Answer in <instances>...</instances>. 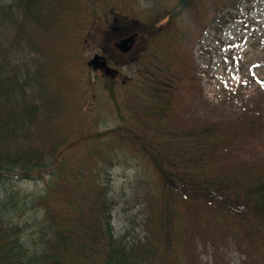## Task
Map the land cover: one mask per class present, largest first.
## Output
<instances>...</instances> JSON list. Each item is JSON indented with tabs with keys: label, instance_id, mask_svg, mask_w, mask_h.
Masks as SVG:
<instances>
[{
	"label": "trees",
	"instance_id": "trees-1",
	"mask_svg": "<svg viewBox=\"0 0 264 264\" xmlns=\"http://www.w3.org/2000/svg\"><path fill=\"white\" fill-rule=\"evenodd\" d=\"M136 1L11 0L0 5V264H182L195 235L207 237L210 230L264 251V162L237 161L225 151L235 144L219 122H183L170 89L174 85L167 82L178 60L170 44L179 35L172 29L173 18L198 0H178L170 10L147 14L143 25L151 30L152 43L164 40L132 58L137 82L131 77L124 86L130 87L126 114L118 103L117 81L106 78L122 124L105 131L80 130L84 136L75 140L46 136L61 106L49 93L41 66L33 72L28 65L31 53L41 54L35 43L39 31L50 32L57 14L63 16V31L68 29L66 38L73 30L78 36L104 24L102 38L111 46L102 48L111 60L116 53L112 44L126 28L116 16L109 24L107 13L123 8L137 16ZM209 1L217 8L215 21L225 0ZM177 82L180 86V78ZM124 150L148 164L156 183L145 180L141 201L147 212L135 229L117 234L111 170ZM16 177L42 181L45 191L3 188ZM26 210L38 214L31 245L25 226L14 220L15 213Z\"/></svg>",
	"mask_w": 264,
	"mask_h": 264
},
{
	"label": "rangeland",
	"instance_id": "rangeland-1",
	"mask_svg": "<svg viewBox=\"0 0 264 264\" xmlns=\"http://www.w3.org/2000/svg\"><path fill=\"white\" fill-rule=\"evenodd\" d=\"M177 1L137 0V16L132 9L111 10L107 13L108 23L116 16L118 25L126 27L127 33L141 28L145 33L139 42L138 53L142 54L151 44L161 46L160 41L164 40L162 36L152 43L151 30L143 25L148 22L147 14L162 8L170 10ZM10 2L0 0V5ZM214 3L198 0L179 17L173 18L172 29L179 35L170 44L178 60L172 73H167V82L174 85L170 89L176 92V113L187 125L219 122L222 131L232 136L235 144L233 149L225 151L235 154L237 161L264 162V0H225L223 11L211 21L217 9L210 6ZM62 18L57 14V23L53 28L50 26V32L39 31L37 40L36 34L33 36L41 54L31 53L28 65L33 72L41 66L49 93L60 100L61 112L46 136L50 140L62 136L75 140L76 135L84 136L80 130L105 131L122 121L106 89L105 72L89 66L96 54L104 56L102 44L111 46L102 38L107 26L96 25L92 33L85 29L83 31L87 33L78 36L73 30L66 38L65 33H69L61 27ZM101 21L108 24L104 17ZM180 30L189 31L190 35L182 36ZM68 44L70 49H66ZM112 67L122 76L132 77V83L137 82V66L132 62ZM216 76H222L223 80L218 81ZM115 88L120 110L126 114L125 96L130 87H122L120 79ZM150 169L143 159L128 150H124L118 164L112 168L110 195L116 202L113 222L117 234L135 229L143 213L147 212L141 201L145 180L156 183V176ZM3 188L43 194L45 184L16 177ZM37 217L38 214L31 210L14 214V220L25 226V238L30 245L37 237L38 228L34 226ZM210 232L213 233H207V237L195 235V246L182 264H264V251L258 253L237 239L214 230Z\"/></svg>",
	"mask_w": 264,
	"mask_h": 264
},
{
	"label": "water",
	"instance_id": "water-1",
	"mask_svg": "<svg viewBox=\"0 0 264 264\" xmlns=\"http://www.w3.org/2000/svg\"><path fill=\"white\" fill-rule=\"evenodd\" d=\"M138 37V33L134 32L127 37L120 38L118 42L115 44L116 48L120 50L122 53H129L132 51L134 45L136 44V39ZM90 65L94 70L98 71L99 69H104L105 72L110 75L112 70L110 67L106 65V60L99 55H96L91 61Z\"/></svg>",
	"mask_w": 264,
	"mask_h": 264
},
{
	"label": "flooded vegetation",
	"instance_id": "flooded-vegetation-1",
	"mask_svg": "<svg viewBox=\"0 0 264 264\" xmlns=\"http://www.w3.org/2000/svg\"><path fill=\"white\" fill-rule=\"evenodd\" d=\"M116 44V43H115ZM115 44H113V49L116 51L117 49H116V47L114 46ZM137 46V45H136ZM139 46H137V50L139 49L138 48ZM135 50H136V47H135ZM118 51V50H117ZM116 51V55H115V57H112L113 59H109V57H107V63L109 64V65H114L115 67H119V66H121V65H125L128 61H127V55H124V54H122V53H120L119 51L117 52ZM113 76H115L116 77V79H120L121 77L123 78V76H122V74L120 73V71L118 72V71H114L113 72ZM123 82L125 83L126 82V80H124L123 79Z\"/></svg>",
	"mask_w": 264,
	"mask_h": 264
},
{
	"label": "bare ground",
	"instance_id": "bare-ground-1",
	"mask_svg": "<svg viewBox=\"0 0 264 264\" xmlns=\"http://www.w3.org/2000/svg\"><path fill=\"white\" fill-rule=\"evenodd\" d=\"M216 77H217V80H218V81H222V80H223V79H222V78H223L222 76H216ZM229 80H230V79H229ZM229 80H227V81H229ZM246 85H247V84H246Z\"/></svg>",
	"mask_w": 264,
	"mask_h": 264
}]
</instances>
